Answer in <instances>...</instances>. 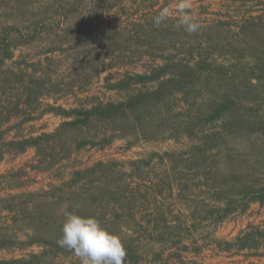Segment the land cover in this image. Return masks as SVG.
I'll return each mask as SVG.
<instances>
[{
	"label": "rangeland",
	"instance_id": "obj_1",
	"mask_svg": "<svg viewBox=\"0 0 264 264\" xmlns=\"http://www.w3.org/2000/svg\"><path fill=\"white\" fill-rule=\"evenodd\" d=\"M161 13H164L161 23H154ZM252 17H264V0H0V33L6 27L25 30L38 24L36 41L28 47H19L13 61L24 57L31 63L51 57L56 60L51 64L52 69L64 70L58 60L63 59L65 51L78 54L83 57V63L81 67H74L72 73L77 74L81 69L79 74L84 75L85 81L83 89L63 91L44 99L34 113L35 120L22 123L21 118H14L3 129L15 127L8 139L16 133L27 137L52 133L65 120L50 113L40 116L48 104L67 110L90 109L97 103L120 102L139 90L152 89L150 85H138L128 91H114L107 85L126 75L147 73L163 63L160 55L191 63L207 55L215 65L239 63L226 46L241 44L240 28ZM183 20L197 24V30L186 31ZM114 39L116 45L112 44ZM218 42L223 44L216 46ZM51 48L56 51L48 53ZM241 52L244 57L241 67L250 68L254 59L247 54L249 51ZM260 77L261 96L257 103L261 106L257 108L264 111V72ZM251 79L256 83L255 78ZM210 91L211 88L200 93L197 103H206ZM252 102L244 110L251 118L256 114V104ZM169 105L177 125L182 123L189 104L181 95H176ZM218 127L219 124H208L204 129L211 131ZM170 133L167 130L164 132L166 138L140 140L131 146L133 137L116 139L104 149L89 146L46 172L31 168L35 162L34 149L17 157L6 156L0 163V179L2 175L14 172L19 186L7 189L5 183L0 184V232L12 235L17 243H27L32 235L20 216L18 221L13 220L16 216L4 210L2 199L17 194H42L71 180L75 171L103 163L108 165L107 168L84 182L93 191L102 180L109 185V192L119 193L118 206L113 204L96 213L105 216V224L114 226L117 235L133 245L138 264H264V256L255 257L247 250L225 252L218 246L220 242L234 240L249 226L263 225L264 203H253L244 212L241 208L231 211L224 221L216 224L215 219L224 212L213 210L225 205L230 195L226 182L215 181L213 177L206 181L201 168L185 167L187 164L182 158L189 157V150L199 140L200 133L191 138L184 133L171 138ZM263 157L264 153H255L253 161L247 165L253 174L250 181L256 186L264 185L262 166L255 163ZM109 196L112 194L109 193L107 198ZM97 197L103 199L106 195ZM54 199L51 203L58 201ZM107 201L96 202L95 208ZM54 206L58 208L55 212L61 215L66 213L68 204L59 202ZM41 245L23 247L20 244L1 250L0 261L29 259L31 255L43 252ZM55 260L81 264L75 254L69 257L57 255Z\"/></svg>",
	"mask_w": 264,
	"mask_h": 264
},
{
	"label": "trees",
	"instance_id": "obj_2",
	"mask_svg": "<svg viewBox=\"0 0 264 264\" xmlns=\"http://www.w3.org/2000/svg\"><path fill=\"white\" fill-rule=\"evenodd\" d=\"M263 19L264 17H252L246 20V24L240 28L241 44L223 45L239 63L232 60L233 63L228 66L215 65V62L209 61L208 55L193 60V63L184 59L174 61L169 56L160 55L163 63L152 67L147 73L126 75L120 81L107 85L109 90L114 91H128L138 85H150L152 89L139 90L120 102L97 103L90 109L67 110L48 104L40 116L50 113L63 117L65 121L59 128L52 133L30 137L16 133L11 139H8V134L15 127L3 129L6 124L14 118H21L22 123L35 120L34 113L40 109L44 99L63 91L83 89L85 81L82 77L84 75L79 74L81 69H77V74L72 73L74 67H81L83 63V57L78 54L65 51L63 59L58 60L60 66L65 67L64 70H53L51 64L56 60L51 57H46L44 61H30L31 63H27L24 57L13 61L19 47H28L36 41L38 24L25 30L18 27L3 28L0 33V163L6 156L17 157L34 149L35 162L31 168L46 172L86 147L104 149L116 139L133 137L134 141L129 143L131 146L140 140L166 138L164 132L167 130L172 132L168 135L171 138H177L183 133L191 138L200 133L199 140L189 150V157L182 160L187 164L185 167L195 170L201 168L206 181L213 177L215 181L221 179L226 182L227 194L230 195L225 205L213 210L224 212L223 215L219 214L215 223L224 221L231 211L241 208L244 212L253 203L263 204L264 185L256 186L250 181L253 174L250 167H247L248 162L253 161L255 153H264L261 150L264 149V111L257 108L261 106L257 103L261 96L258 87L262 85L260 76L264 72ZM114 40L112 44H115L116 39ZM221 44L223 43L218 42L216 46ZM215 49L218 50V47ZM54 51L56 49L51 48L47 52ZM241 51H249L246 53L254 59L250 68L241 67L243 65L240 63L244 58ZM21 65L25 67L22 68ZM251 78H255L256 83ZM209 88L212 90L208 92L210 98L206 103L198 104V95ZM176 95H181L189 104L184 121L178 125L169 105L170 99ZM250 101L256 104V114L252 118L244 111L248 109ZM208 124H219V129L205 131L204 127ZM239 148L246 149V152L237 151ZM255 163L262 166L260 171L264 175V157L256 159ZM107 166L99 163L89 169L77 170L72 174L71 180L42 194H17L2 199L4 210L16 216L13 220L18 221L20 216L32 235H29L27 243H17L12 235L0 232V251L20 244L23 247L42 244L44 250L39 255H31L29 259L2 260L0 264H64L56 262L57 255H74L58 244L65 219V213L58 215L55 212L58 208L54 204L59 202L68 204L66 212L95 217L104 228L117 235L114 226L105 224V216H99L96 212L113 204L118 206L119 193L109 192V185L100 180L93 191L98 192L95 193L97 196L105 194L106 197L102 199L87 188L84 182L87 178L102 173ZM16 180L17 174L10 172L1 176L0 184L5 183L7 189H14L19 186ZM109 193L112 196L107 198ZM90 194L92 195L88 198ZM54 198L58 201L51 203ZM104 199L108 201L95 208L96 202ZM120 207L124 209L123 205ZM121 239L126 249L124 264H138L133 245L126 239ZM218 246L225 252L234 250L240 253L247 250L255 257H262L264 224L249 226L234 240L220 242Z\"/></svg>",
	"mask_w": 264,
	"mask_h": 264
},
{
	"label": "clouds",
	"instance_id": "obj_3",
	"mask_svg": "<svg viewBox=\"0 0 264 264\" xmlns=\"http://www.w3.org/2000/svg\"><path fill=\"white\" fill-rule=\"evenodd\" d=\"M164 13L154 23H161ZM186 31L195 32L198 25L183 20ZM62 235L58 244L72 251L81 264H124L126 249L122 239L104 228L95 217H83L75 212H66Z\"/></svg>",
	"mask_w": 264,
	"mask_h": 264
}]
</instances>
